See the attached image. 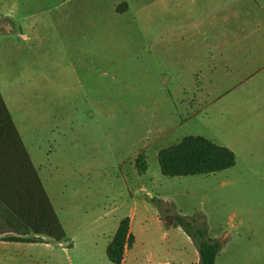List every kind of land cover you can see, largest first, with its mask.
Listing matches in <instances>:
<instances>
[{"label":"rangeland","instance_id":"1","mask_svg":"<svg viewBox=\"0 0 264 264\" xmlns=\"http://www.w3.org/2000/svg\"><path fill=\"white\" fill-rule=\"evenodd\" d=\"M113 1L119 12L111 0H3L18 15H0V32L14 23L31 34L0 35L4 88L14 79V115L44 149L36 163L68 241H0V264H114L105 240L127 216L137 236L127 264H199L177 215L222 242L216 264H264V29L240 35L252 50L201 62L202 34L158 46L167 35L153 23L140 32L135 9L136 19L124 17V0ZM188 135L230 148L235 165L164 175L159 151ZM142 150L144 174L135 166ZM14 223L0 204V239Z\"/></svg>","mask_w":264,"mask_h":264},{"label":"trees","instance_id":"2","mask_svg":"<svg viewBox=\"0 0 264 264\" xmlns=\"http://www.w3.org/2000/svg\"><path fill=\"white\" fill-rule=\"evenodd\" d=\"M0 204L17 223L12 224L13 235L5 241L45 242L68 241L61 223L30 154L13 122L0 93ZM162 173L167 176H192L226 170L236 163L235 153L203 136L188 135L181 142L162 148L158 153ZM135 166L140 174L148 170L145 150L139 152ZM173 224L181 226L193 240L200 255L199 264H216L222 242L209 235L207 229L197 228L186 216H175ZM33 235V236H32ZM135 237L131 219L124 217L107 247V257L114 264H122L125 252L132 248ZM72 244H69V247Z\"/></svg>","mask_w":264,"mask_h":264},{"label":"crops","instance_id":"3","mask_svg":"<svg viewBox=\"0 0 264 264\" xmlns=\"http://www.w3.org/2000/svg\"><path fill=\"white\" fill-rule=\"evenodd\" d=\"M147 2H149V4H147ZM124 3V17L133 16V19H136V15L132 10L135 9V11L138 13V24L140 25V32H149L150 27H148L147 24L153 23L152 25L156 29V33L162 32L167 35L165 40H163L162 37L156 38L155 43L158 46L162 45L163 43L172 42L168 35H185L189 40L191 39L190 35L192 34H202L204 40L208 42L206 43L208 48L206 45H204L205 43L203 42L204 48H206L207 51L199 56L201 62H210L213 59H215L216 61L228 60L226 53V49L228 48L234 49L236 51H241L245 46V49L252 50V44L244 45L243 43H241L242 41L240 35L244 32V30H247L250 33L252 31H263L261 29H264V0H124ZM111 4L112 11L119 12V8L116 7V4L113 0H111ZM0 15L4 17H10L13 22H15V16L18 14L14 13V9L7 10L6 8H4L3 0H0ZM25 17L24 21H27ZM16 26L17 27H15L13 23V26H10L8 30L1 31L0 35L3 34L2 36H10L17 33L16 35L22 36L23 40L30 41L31 34L29 28H27V25L24 27L22 25ZM159 29H161V31ZM228 34L235 38H239L240 41L237 40L230 43L227 42L226 35ZM211 36L214 37L213 40H211ZM241 54L242 53H240L239 55L238 53L233 54V58L231 59V61L234 62L240 59L239 57L241 56ZM191 55L193 56V53H191L190 56ZM5 83H7V81H5L4 75L0 73L1 97L5 100L12 120L13 122H15L21 138L23 139V142L30 154L31 160L43 182L44 188L46 189L50 200L56 210V213L67 232L66 225L56 208L54 199H52L48 191V187L42 178L41 168L43 167V165L40 164L39 166L36 163V159L37 157L39 158V155L41 154L43 148L41 147V145H35V142L31 140L30 137L28 138V140L25 139L24 135L22 134L23 128L22 126H20L18 120L14 115V79L11 81L10 89L4 88ZM1 114L2 113L0 105V131L2 129ZM45 157L46 159H49L50 154H46ZM130 219L131 232L134 235L136 242L137 236L135 235V232L133 230V217H130ZM156 219L158 224H164L160 212H157ZM120 221L115 226V228H113L112 232L105 240L104 245L106 247V252L108 244L112 240L119 227ZM1 235L2 232H0V236ZM102 235H105V233H103ZM0 241L13 244L31 243L5 241L3 240V237L0 239ZM134 245L132 248H128L126 250L122 264H127L129 254L134 250ZM192 254L195 256V263H199L200 255H198V252H196L194 248L192 249ZM182 256H185V254H182Z\"/></svg>","mask_w":264,"mask_h":264},{"label":"water","instance_id":"4","mask_svg":"<svg viewBox=\"0 0 264 264\" xmlns=\"http://www.w3.org/2000/svg\"><path fill=\"white\" fill-rule=\"evenodd\" d=\"M168 222V220H166Z\"/></svg>","mask_w":264,"mask_h":264}]
</instances>
